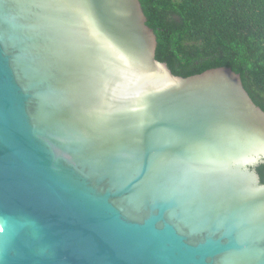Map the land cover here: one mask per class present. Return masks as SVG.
Returning a JSON list of instances; mask_svg holds the SVG:
<instances>
[{
  "label": "water",
  "instance_id": "water-1",
  "mask_svg": "<svg viewBox=\"0 0 264 264\" xmlns=\"http://www.w3.org/2000/svg\"><path fill=\"white\" fill-rule=\"evenodd\" d=\"M140 0H0V264H264V109L176 75Z\"/></svg>",
  "mask_w": 264,
  "mask_h": 264
},
{
  "label": "trees",
  "instance_id": "trees-1",
  "mask_svg": "<svg viewBox=\"0 0 264 264\" xmlns=\"http://www.w3.org/2000/svg\"><path fill=\"white\" fill-rule=\"evenodd\" d=\"M140 1L158 38L157 60L185 77L231 67L264 109V0ZM256 170L264 182V162Z\"/></svg>",
  "mask_w": 264,
  "mask_h": 264
}]
</instances>
